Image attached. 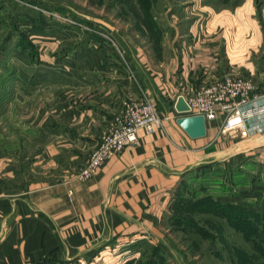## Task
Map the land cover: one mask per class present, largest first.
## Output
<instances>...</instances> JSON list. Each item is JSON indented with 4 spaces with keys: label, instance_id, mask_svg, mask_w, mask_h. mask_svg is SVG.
I'll return each mask as SVG.
<instances>
[{
    "label": "crops",
    "instance_id": "0c3cea01",
    "mask_svg": "<svg viewBox=\"0 0 264 264\" xmlns=\"http://www.w3.org/2000/svg\"><path fill=\"white\" fill-rule=\"evenodd\" d=\"M181 13L154 45L150 36L139 48L116 34L117 50L102 43L76 54L67 70L50 66L69 76L66 84L37 82L36 95H49L37 100L36 112L28 103L23 112L35 137L9 148L22 154L0 160V264H107L111 249L160 238L189 173L237 156L264 164V119L250 121L238 140L221 132L220 119L191 138L174 107L178 96L225 76L249 78L263 94L264 19L232 32ZM144 99L163 117L161 128L140 131L138 144L78 181L123 103Z\"/></svg>",
    "mask_w": 264,
    "mask_h": 264
},
{
    "label": "rangeland",
    "instance_id": "374dc122",
    "mask_svg": "<svg viewBox=\"0 0 264 264\" xmlns=\"http://www.w3.org/2000/svg\"><path fill=\"white\" fill-rule=\"evenodd\" d=\"M183 11L239 32L251 19H264V0H0V160L22 154L9 148L34 136L26 103L36 112L37 100L49 95H36L37 82L70 80L50 66L67 70L76 54L102 43L117 50L116 34L139 48L150 36L154 45L171 15ZM109 253L107 264H264V164L237 156L189 173L160 238Z\"/></svg>",
    "mask_w": 264,
    "mask_h": 264
},
{
    "label": "built area",
    "instance_id": "2783aa9c",
    "mask_svg": "<svg viewBox=\"0 0 264 264\" xmlns=\"http://www.w3.org/2000/svg\"><path fill=\"white\" fill-rule=\"evenodd\" d=\"M183 97L190 107L185 115L202 116L205 123L220 119L221 132L245 133L250 121L264 119V93H259L246 77L225 76L191 89ZM162 121L148 99L124 102L116 124L102 135L76 179L88 181L112 156L138 144L140 131L152 135L161 128Z\"/></svg>",
    "mask_w": 264,
    "mask_h": 264
},
{
    "label": "water",
    "instance_id": "95a60500",
    "mask_svg": "<svg viewBox=\"0 0 264 264\" xmlns=\"http://www.w3.org/2000/svg\"><path fill=\"white\" fill-rule=\"evenodd\" d=\"M89 21H92L106 29L112 31L113 26L108 22L100 18H90L86 17ZM175 110L178 114H181L177 119V124L185 131V133L191 138H200L206 134V123L202 116H189L185 115L190 111L185 98L183 96H178L175 102ZM192 171V170H191Z\"/></svg>",
    "mask_w": 264,
    "mask_h": 264
}]
</instances>
